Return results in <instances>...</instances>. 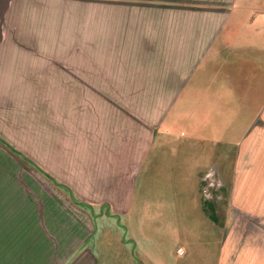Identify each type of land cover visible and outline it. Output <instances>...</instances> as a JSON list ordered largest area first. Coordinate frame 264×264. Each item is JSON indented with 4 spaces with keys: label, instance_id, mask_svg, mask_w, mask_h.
<instances>
[{
    "label": "crops",
    "instance_id": "crops-1",
    "mask_svg": "<svg viewBox=\"0 0 264 264\" xmlns=\"http://www.w3.org/2000/svg\"><path fill=\"white\" fill-rule=\"evenodd\" d=\"M143 1L137 13L117 15L106 47H90L116 55L111 63H76L74 72L60 74L64 84L120 86L123 93H92L86 105L74 100L65 117L74 130L45 145L42 167H61L64 178L52 175L91 207L72 206L76 233L68 246L59 238L65 206H43L45 217L54 215L50 238L68 257L78 252L75 264H98L81 249L89 214L129 212L135 190L140 204L152 201L176 215V228L207 231L226 197L204 188L216 174L225 190L233 185L235 207L228 208L238 220L233 237L225 221H213L215 264H264V141H242L252 118L264 116V0ZM18 26V0H0V39L17 37ZM130 86L137 92L125 91ZM242 183H249L244 190Z\"/></svg>",
    "mask_w": 264,
    "mask_h": 264
},
{
    "label": "rangeland",
    "instance_id": "rangeland-1",
    "mask_svg": "<svg viewBox=\"0 0 264 264\" xmlns=\"http://www.w3.org/2000/svg\"><path fill=\"white\" fill-rule=\"evenodd\" d=\"M144 2L18 0V36L0 39V264H75L78 252L68 257L50 238L49 219L54 215L48 219L42 207L65 206L60 218L66 219V227L61 224L59 238L68 246L76 233L72 206L91 207L79 203L72 187L52 175L64 178L59 174L61 167L53 172L42 167V151L59 133L63 140L65 133L74 130L72 121L66 119L74 100H86V105L92 93L120 94L123 88L64 84L60 74L68 69L74 72L76 63L81 67L111 63L116 55L90 53V47H106L102 46L107 41L104 35L119 24L117 15L137 13L138 3ZM126 90L137 92L132 86ZM249 140L264 141V116L252 118L242 138ZM206 183L204 188L213 196L226 191L220 215L212 218L209 230L195 225L176 228V215L160 211L152 201L140 204L135 190L129 212L106 218L99 209L89 214L90 229L81 249L88 257L92 251L98 264H139L138 258L141 264H215L219 230L213 221H225V232L233 237L238 216L228 208L235 207L230 199L232 183L225 190L216 174ZM248 184L242 183L243 190Z\"/></svg>",
    "mask_w": 264,
    "mask_h": 264
},
{
    "label": "built area",
    "instance_id": "built-area-1",
    "mask_svg": "<svg viewBox=\"0 0 264 264\" xmlns=\"http://www.w3.org/2000/svg\"><path fill=\"white\" fill-rule=\"evenodd\" d=\"M208 192L207 191H205V194H207Z\"/></svg>",
    "mask_w": 264,
    "mask_h": 264
}]
</instances>
